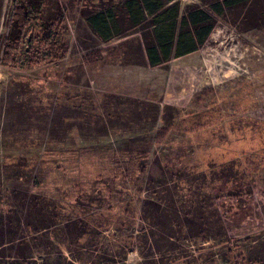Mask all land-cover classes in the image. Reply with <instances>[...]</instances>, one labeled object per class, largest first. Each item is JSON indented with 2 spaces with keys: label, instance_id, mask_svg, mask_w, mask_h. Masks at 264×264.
I'll return each mask as SVG.
<instances>
[{
  "label": "rangeland",
  "instance_id": "374dc122",
  "mask_svg": "<svg viewBox=\"0 0 264 264\" xmlns=\"http://www.w3.org/2000/svg\"><path fill=\"white\" fill-rule=\"evenodd\" d=\"M29 1L0 0V213L17 215L14 190L42 195L65 218L92 223L75 243L60 240L69 263L149 264L162 258L141 234L149 226L142 216L153 212L148 197L189 216L205 211L208 232L185 225L170 264H264V24L244 25L237 12L216 16L196 50L151 66L134 61L139 30L109 43L90 32L83 12L99 0ZM204 1L178 0L179 12L207 8ZM21 7L30 24L5 64ZM56 111L67 133L49 131ZM143 174L175 186L148 194ZM105 186L109 200L98 210L91 190ZM5 247L0 264H19ZM46 249L38 263L50 257Z\"/></svg>",
  "mask_w": 264,
  "mask_h": 264
},
{
  "label": "trees",
  "instance_id": "16d2710c",
  "mask_svg": "<svg viewBox=\"0 0 264 264\" xmlns=\"http://www.w3.org/2000/svg\"><path fill=\"white\" fill-rule=\"evenodd\" d=\"M31 4L30 8L34 10L35 7ZM204 4L207 5V8L187 6L180 13L178 0H99L98 5L83 12V17L90 32L103 43L126 38L133 30H139V38L137 40L133 39L135 41L134 56H136L134 61L148 63L151 66L159 65L172 57H178L196 50L209 36L216 16H222L227 12H237L241 13L240 22L244 25L260 26L264 24V0H205ZM20 5L21 2L16 3L15 7L20 9ZM27 13L23 9V11L17 12L13 16L1 56V60L5 64L13 62L14 52H16L23 29L30 24L31 18ZM128 42L131 41L125 40L121 44L126 45ZM118 54L126 62L133 60L129 56L128 49H123ZM67 111L70 112L71 110ZM56 115H58V111L54 112L55 123L53 127H50L51 129L49 128V131L52 134L62 131L67 133L69 131L67 130L68 127L65 125L64 128L61 127L63 124L62 117H59V115L56 117ZM139 178L141 181L145 178V181L149 183L147 184L148 194H155L156 192L166 194L175 186L173 183L176 182L166 180L164 183L158 184L159 180L150 176V174L144 175V178L139 175ZM148 179L157 182L153 184L151 182L150 184ZM200 179L204 180L205 175L196 179L199 184H202ZM185 181L180 182L185 184ZM191 184H189L188 189L192 188ZM199 184L196 188H201ZM108 188V186H105V188H93L91 190L96 194L94 199L89 201L93 203L94 208L99 210L102 204L108 202L109 198L103 191L108 192ZM13 193H15L13 197L17 201L15 206L19 210L15 212L17 215L14 218L10 216L14 214L10 209L7 211V216L0 213V246H10L5 247L6 250L13 248L17 259L20 260L19 264H68L69 261L66 260L65 250L61 247L60 240L68 237L75 243L76 240L78 241L88 234V229L91 228L89 225L92 224L91 221L79 215L65 218L63 207L58 206L42 195L29 194L24 191L21 192V190H14ZM198 195L199 191L186 193V196L190 199L203 196L202 194L201 196ZM204 198L207 199L205 194ZM84 199H86V196H84ZM143 201L148 204L147 206H151L153 212L152 215L147 217L146 214H142V220H146L149 226L148 229L139 231H142V236L150 241L148 248L151 250L155 247L162 258L155 261L149 260V264H170L175 261L176 253L173 254V249H176V239L182 235L185 225L188 226L196 222L202 233L209 230V227H203L202 225L205 220L202 212L205 211L201 208L197 215L192 214L189 216L184 211V217L181 218L179 217L181 209H178V207L167 210L168 207H165V209L160 208L161 203L153 202L151 198L147 197ZM86 202L87 200H85ZM167 202L163 206L173 204L171 196L167 198ZM196 203L201 204L198 201ZM21 213L22 215H20ZM182 219H184V222H181ZM52 236H57L58 241L53 242ZM52 244L59 246L60 249L53 248ZM46 247H51L50 257L44 258V262L38 263L35 255L41 256V254L49 252L46 251ZM8 257L9 255H6V258Z\"/></svg>",
  "mask_w": 264,
  "mask_h": 264
}]
</instances>
